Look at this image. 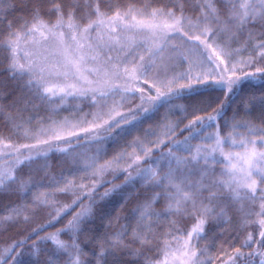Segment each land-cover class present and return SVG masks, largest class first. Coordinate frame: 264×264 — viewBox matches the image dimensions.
<instances>
[{"label":"snow or ice","instance_id":"1","mask_svg":"<svg viewBox=\"0 0 264 264\" xmlns=\"http://www.w3.org/2000/svg\"><path fill=\"white\" fill-rule=\"evenodd\" d=\"M17 3L27 13L17 17L21 21L18 25L7 21L8 12L15 11ZM45 3L51 7L45 9ZM169 3L172 7L129 5L113 10L108 0H11L10 7L9 0H0V25L7 21L6 35L0 27V49H7L6 71L21 89V95L8 106L15 110L8 120L15 133L22 130L23 138L33 141L13 144L0 135V197H15L7 203L0 200V229L6 231L10 226L27 223L45 208L50 209V215L55 213L53 221H59L79 207L63 227L45 236L37 235L32 242L37 255L43 251L38 248L40 242L53 245L54 252L45 254L44 264H108L109 257L111 264H124L122 254L143 258V264H213L207 247L196 245L207 235L209 221H226L230 210L238 213L242 229L249 224H257L260 229L258 239L249 233L241 248L252 243L264 247V113L259 125L251 120H236L233 115V132L245 129V133H237L239 141L233 132L221 137L217 131L206 137L215 140L211 149L197 145L193 151L190 144L206 122L222 118L227 98L242 81L264 78V67L255 66L258 60L264 61V0ZM189 3L195 16L188 14ZM53 13L54 20L50 18ZM241 37V47L233 48L232 44L239 43ZM250 43L256 55L234 59ZM178 63L187 64V70L175 72ZM253 67L254 71H246ZM206 85H218L224 90V99L212 108L214 115H194L182 129L180 121L162 122L156 126L159 131L146 130V136L156 137L147 141L153 147L137 137L130 142L131 152L122 149L111 159H103L107 140L130 133L162 107H182L173 101L203 95L198 89ZM7 87L0 82V93ZM69 97L89 100L94 111L75 120L49 117V123L36 131L29 127L30 118L26 120L22 115L32 99L51 103L58 98L63 104ZM133 100L138 103L132 104ZM256 102L264 104V94L247 100L248 105ZM206 107L210 108L211 103ZM204 110L193 106V113ZM177 129L181 133L188 131L189 135L183 140L175 139ZM225 143L243 150L225 152ZM86 145H95L91 155ZM161 146L168 150L161 151ZM78 148L85 150L78 152ZM137 148L142 156L137 154ZM154 150L159 152L155 159ZM181 151L188 152V156L178 155ZM51 152H59L70 161L69 175L51 172ZM216 153L223 160L219 175L214 167L220 163ZM142 162L147 166H141ZM80 173V182L70 178ZM109 174L113 179L125 174L124 180L114 184L106 179ZM137 180L145 191L130 194L137 198L133 223L119 225L99 237L88 235L99 202ZM106 184L111 187L100 193ZM61 194H72L74 198L70 204H62L57 199ZM162 201L163 207L157 210L156 205ZM253 216L258 219H248ZM170 217H190L195 223L186 230V237L175 235L185 230ZM161 219L168 220L169 230L157 234L155 229ZM119 220L118 215L110 218L106 227ZM63 234L67 240L61 239ZM166 237H171V241ZM28 239L13 241L0 249V261L10 256L12 264H17L21 255L17 248L22 249ZM93 239L99 251L86 253L85 246ZM241 248L233 252L222 249L221 257H226L222 264H264V251L260 248L248 253ZM144 249L154 251L162 259L148 256Z\"/></svg>","mask_w":264,"mask_h":264},{"label":"trees","instance_id":"2","mask_svg":"<svg viewBox=\"0 0 264 264\" xmlns=\"http://www.w3.org/2000/svg\"><path fill=\"white\" fill-rule=\"evenodd\" d=\"M108 2L112 5V9L120 8L123 10L129 5H132L136 8L144 7L148 5L150 8H158V7H172L169 0H108ZM11 0H9V4L7 7H10ZM45 9L51 7V5L45 3L43 5ZM102 7L106 8L105 5ZM22 6L17 3V7L15 11H9L7 14V21H13L14 24H19L21 21L17 19L20 16H27L25 11L21 10ZM186 8L188 9V14L195 16V12L192 10L191 4H187ZM107 10V9H106ZM111 14V13H109ZM46 18H49L46 16ZM52 20L55 19V14L53 13L50 17ZM4 22L3 27L4 35L7 34L6 23ZM81 23H86V21H81ZM187 31V29H185ZM191 34H198L190 33ZM203 38V37H202ZM174 43H179V40H174ZM244 42V38H240L239 43H233V48H240ZM256 52L253 50L252 44L250 43L246 50L240 51L235 55L234 59H246L249 56H255ZM8 66V51L7 49H0V82L6 83L8 85L7 88L4 89L3 93H0V106L3 107V114L0 115V135L7 140L9 143L13 144H23L25 142H31V140H27L23 138L22 130L18 133H15L12 124L8 120V116L10 113L14 114L15 110L9 108L8 106L12 103V101L21 95V89L16 86V83L9 79V73L6 71ZM187 64H177L173 69L175 72H184L187 69ZM256 67H264V61L258 60ZM246 71H254L253 68H248ZM184 82V81H181ZM199 92L203 93V95H193L188 98H177L173 101L174 105H179L182 107H172L171 110L169 106L162 107L158 113L152 116L151 119L145 120L143 124L139 125L137 128L132 129L130 133L126 135H121L117 139L112 140L109 139L104 143V155L103 159H111L116 153L120 152L122 149L127 150L128 152L132 151V146H130V142L135 138H139L144 141L148 147H153V145L148 144V140H154L156 137L147 135L146 130L153 129L159 131L157 129V125L162 122H171L175 123L180 121L179 128H184L186 124L190 120L194 118V115L206 116L212 113V108L219 106V101L224 99V94L221 88L218 85H206L198 89ZM26 96L29 94L24 93ZM264 94V78H252L249 77L247 80L241 82L240 86L236 88V90L227 98V101L224 105V111L222 113V118H219L216 122H206L205 127L200 131L197 138L191 139L190 144L192 146L193 151L195 150L197 145L202 146L205 149H209L213 147L215 144V140L212 138H206L209 134L216 133L219 131L221 137L226 136L229 132H233L231 125L235 123L232 117L235 114L236 120H251L254 124H261V120L259 119L260 115L264 113V104L259 102L253 103L251 105L247 104V100L250 96H260ZM203 103H200V102ZM132 104L138 103V100H133ZM211 103V107L208 108L206 105ZM59 105V107H57ZM198 105L200 108H205L204 111H196L193 113V106ZM130 106V105H126ZM55 109V111H53ZM186 109V112L183 110ZM94 111L91 107V103L89 100L75 99L73 97H69L67 101L61 104L58 98H53L51 103L49 102H41L38 99H32L31 104L28 105V110L23 112V117L27 120L30 118L29 127L32 131L38 130L41 126H46L49 123V117L55 120H62L65 117L70 120H75L82 117L85 113H90ZM165 113H167V121H164ZM214 115V113H212ZM186 117V118H185ZM90 119V117H89ZM217 125L219 128L217 129ZM87 127V125H84ZM237 133H245L244 128H238L235 132H233L234 138L239 141L240 135ZM188 131H184L181 133L179 129H177L175 139L183 140L184 137L188 136ZM88 148L89 154H92L91 149L95 147V145H86ZM260 147L259 145L257 146ZM225 152L230 151H242L243 149L240 147L230 146L225 143L223 145ZM84 148H78V152L84 151ZM167 146H161V151H167ZM175 151V149H174ZM137 154L143 155L142 152L137 148ZM178 155L188 156V152H178ZM217 160L220 163L215 164L214 167L217 170V175H219V170L223 167V160L219 156V153H216ZM159 156L158 151H153L152 157L155 159ZM49 163L51 165V172L53 174H60L63 172L64 175H69V165L70 161H67L65 156L59 152H51L48 157ZM43 162V161H41ZM103 160H101V163ZM151 161H148L150 163ZM124 161L121 162L122 166H125ZM211 164V161L209 162ZM141 166H147L145 162H142ZM135 175L134 170H130ZM79 175L77 174L74 177L79 181ZM125 174H119L115 179L113 176L109 174L106 179L111 180L114 184H121L124 180ZM84 183H89V181L85 180ZM111 187V184H106L104 187L99 189V192L102 193L105 188ZM139 190L141 193L145 191L144 188L141 187L140 181H135L126 186H123L121 189L112 193L110 196L106 197L103 201H100L96 210V216L91 219L90 227L91 232L87 234L92 237H99L103 235L105 232H111L114 228L119 225H130L133 223V209L137 204V198L135 195H130L136 193ZM72 194H61L57 196V199L62 204H70L73 199ZM15 199V197L3 196L0 197L4 203H7L9 200ZM97 199L99 196L97 195ZM87 199L84 200V204H87ZM257 210L258 205L260 203L257 200ZM163 207V201L156 205L157 210ZM79 211V207H74L67 215H63V217L59 221H53L52 215H55L52 212V215L49 214L50 209H42L38 211L29 222L20 223L19 225L10 226L6 231L0 229V249L7 248L9 245L13 243V241L23 240L25 237H29L25 246L21 248H17V251L21 253V255L17 258V264H44L45 254L51 255L54 252L53 245L50 242H40L38 244V248L42 249L37 255L34 250L31 248L32 242L36 240L37 235L45 236L49 233H54L58 228L64 226L71 216ZM120 217L118 224H113L112 227H106L108 225V221L110 218ZM169 219L176 221V226L180 229H184V233H174L175 235H185L186 230L190 229L192 225L195 223V220L190 217H170ZM249 220L258 219L257 217H248ZM51 221V223H49ZM33 229H36L37 232L33 233ZM169 230V224L167 219H161L159 221V227L155 229L157 234H162ZM259 226L257 224H249L246 228H241L240 220L238 218V213L234 210H230L227 213L226 221L225 220H216L212 219L209 221L207 226V235L200 239L197 243L196 247H207L208 252L207 255L212 258L213 264H222V260L226 259V257H221V250L226 249L228 252H233L236 248H241V242L245 239V237L251 233L255 239H258L259 234ZM61 239L67 240L68 236L66 234L61 235ZM84 239V236H81V240ZM169 241H171V237H166ZM134 247H139V245H134ZM253 248H260V250L264 251V247H261L258 244L252 243L250 246L242 247L241 251L248 253L251 252ZM85 252L88 253L90 251L98 252L99 248L96 245L95 239L91 243H88L85 246ZM148 256H152L154 259H162L160 256H156L154 251H147L144 249ZM220 257V259H217ZM121 259L124 261V264H143V258H134L127 254H122ZM201 260L205 259V257H200ZM259 258H257L258 261ZM63 257H60V261L62 262ZM0 264H12L10 256L5 257L4 261H0ZM108 264H111V257L108 258ZM242 264V262H240Z\"/></svg>","mask_w":264,"mask_h":264},{"label":"rangeland","instance_id":"3","mask_svg":"<svg viewBox=\"0 0 264 264\" xmlns=\"http://www.w3.org/2000/svg\"><path fill=\"white\" fill-rule=\"evenodd\" d=\"M187 68H188V66H187ZM185 70H187V69H185ZM206 70V69H205ZM33 141H31V142H25V143H32ZM24 144V143H23ZM215 145V144H214ZM61 147H63V145H61ZM212 147H210L209 149H211ZM230 152H234V151H230ZM235 152H240V151H235Z\"/></svg>","mask_w":264,"mask_h":264}]
</instances>
